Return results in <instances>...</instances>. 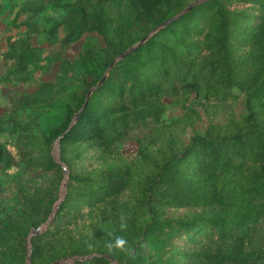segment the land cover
<instances>
[{"label": "trees", "instance_id": "1", "mask_svg": "<svg viewBox=\"0 0 264 264\" xmlns=\"http://www.w3.org/2000/svg\"><path fill=\"white\" fill-rule=\"evenodd\" d=\"M193 1L0 0V82L60 63L0 112V264H264V0H204L152 32ZM168 101L185 111L166 121Z\"/></svg>", "mask_w": 264, "mask_h": 264}, {"label": "rangeland", "instance_id": "2", "mask_svg": "<svg viewBox=\"0 0 264 264\" xmlns=\"http://www.w3.org/2000/svg\"><path fill=\"white\" fill-rule=\"evenodd\" d=\"M0 24H3V22L1 20H0ZM87 36H88V34H85L81 39L76 41L72 45L71 51L66 52V53L62 51V53H64V55L67 57L73 58L74 55L83 48ZM33 42L38 43L39 38L33 37ZM44 46L46 48V52L51 51L54 47L59 49V43H56L55 46H52V45H49L48 43H45ZM59 66H60V63L56 62L47 73H44L37 80H34V81L30 82L29 84H24V82H14L13 80L0 82V112L2 113L5 111V104H11L16 98H20L21 96L22 97L27 96L32 92L37 93L38 84H40L43 81L54 79L56 77L58 71H59ZM244 97H245L244 94L240 93V97L235 101L236 110L240 113L245 112ZM32 101H33V99L30 102L34 103ZM194 101H195V99H187V100H185V104L190 106ZM37 102H39V101H37ZM168 103H169V107H168V109L164 115L166 121L176 119L179 115L183 114V112L185 111L184 105H182V103L181 104H172L169 101H168ZM25 104L28 105L30 103H25ZM202 109L203 108H201V110ZM217 119L220 121H224L225 117L223 115H221V116H218ZM208 125H209V120L205 116L203 119L198 121L194 127H188L185 131L186 140H189L191 135L196 130L204 131ZM149 133H150V130L142 128L138 131H131L129 134H127L124 137L123 141L121 142V145H122L125 153H127V154L134 153L138 148V142L136 139L137 136H139V135L143 136V135H146ZM19 146H22V144H19ZM53 152H54L56 158L59 159L60 149H59V145L57 143L54 145ZM8 155L10 156L11 161L15 162L16 164L20 163L19 156L16 155L14 147L10 146V151H8ZM2 166H3V164H0V167H2ZM261 236H262L261 231L257 230L256 238L259 239Z\"/></svg>", "mask_w": 264, "mask_h": 264}, {"label": "water", "instance_id": "3", "mask_svg": "<svg viewBox=\"0 0 264 264\" xmlns=\"http://www.w3.org/2000/svg\"><path fill=\"white\" fill-rule=\"evenodd\" d=\"M204 0H194L193 2H191L190 4H188L182 11H180L179 13L171 16L170 18H168L167 20L163 21L161 24L157 25L152 32H155L157 30H159L161 27L168 25L169 23H171L173 20L178 19L179 17H181L182 15H184L186 12H188L192 7H194L195 5H197L198 3L202 2ZM150 33L147 34L145 37H143L140 41H138L136 44L128 47L127 49H125L123 52H121L116 58L115 60L112 62V64L120 59L123 58L124 56H126L127 54H129L131 51H133L134 49H136L139 45H141L148 37H149ZM110 68V67H109ZM109 68L107 69V72L105 74V76L100 80L99 83H101V81L106 77ZM95 88V86H93L89 91H88V95L87 97H89V95L91 94V92L93 91V89ZM38 229V228H37ZM36 228L33 229V231H37Z\"/></svg>", "mask_w": 264, "mask_h": 264}, {"label": "clouds", "instance_id": "4", "mask_svg": "<svg viewBox=\"0 0 264 264\" xmlns=\"http://www.w3.org/2000/svg\"><path fill=\"white\" fill-rule=\"evenodd\" d=\"M127 221L125 217H120V230L126 231L127 230ZM107 248L109 251H119L126 253L128 255L132 254V249L128 246V241L122 236H115L113 240L109 241L107 244Z\"/></svg>", "mask_w": 264, "mask_h": 264}]
</instances>
